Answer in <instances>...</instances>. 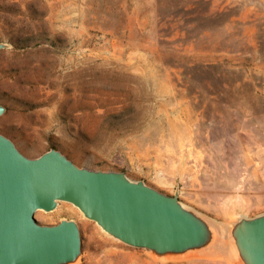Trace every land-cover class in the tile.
I'll return each mask as SVG.
<instances>
[{
    "label": "rangeland",
    "instance_id": "1",
    "mask_svg": "<svg viewBox=\"0 0 264 264\" xmlns=\"http://www.w3.org/2000/svg\"><path fill=\"white\" fill-rule=\"evenodd\" d=\"M0 44V134L25 156L123 172L223 226L264 212V0H0ZM67 204L35 217L79 225L77 264H237L226 244L157 258Z\"/></svg>",
    "mask_w": 264,
    "mask_h": 264
},
{
    "label": "water",
    "instance_id": "2",
    "mask_svg": "<svg viewBox=\"0 0 264 264\" xmlns=\"http://www.w3.org/2000/svg\"><path fill=\"white\" fill-rule=\"evenodd\" d=\"M6 45L0 44V49ZM6 109L0 105V116ZM67 202L107 236L164 259L218 251L237 264H264V212L221 225L142 180L77 166L56 149L25 156L0 134V264H77L79 225L62 218L43 225L37 211Z\"/></svg>",
    "mask_w": 264,
    "mask_h": 264
},
{
    "label": "bare ground",
    "instance_id": "3",
    "mask_svg": "<svg viewBox=\"0 0 264 264\" xmlns=\"http://www.w3.org/2000/svg\"><path fill=\"white\" fill-rule=\"evenodd\" d=\"M64 202V201H63ZM67 202H65V204H66ZM70 204V203H69ZM69 204H67V205H69ZM70 205H72V204H70ZM73 206V205H72ZM71 206V207H72ZM74 208H76L82 215H83V212L81 211V210H79L77 207H75V206H73ZM75 210V209H74ZM47 213V212H46ZM226 249V248H225ZM225 251V250H224ZM229 251V250H228ZM219 252V251H218ZM226 253V252H225ZM212 256H214V255H212ZM217 256H219V255H217ZM77 261H79V257H77L73 262H77ZM231 263V262H230ZM233 263V262H232Z\"/></svg>",
    "mask_w": 264,
    "mask_h": 264
}]
</instances>
